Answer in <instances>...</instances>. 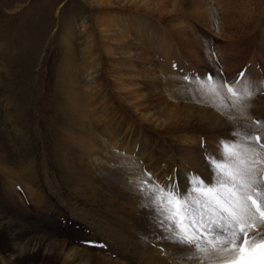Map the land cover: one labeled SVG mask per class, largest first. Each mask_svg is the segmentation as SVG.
<instances>
[{"label":"rangeland","instance_id":"1","mask_svg":"<svg viewBox=\"0 0 264 264\" xmlns=\"http://www.w3.org/2000/svg\"><path fill=\"white\" fill-rule=\"evenodd\" d=\"M186 1L193 3L196 0ZM198 1L204 8L206 7L207 22L187 14L188 11L176 15L195 39L193 43L188 44L190 46L194 42L199 44V55L207 58L209 62L205 65L193 60L194 57L188 50L189 45L185 47L187 43H183L187 37H180L173 32L169 16L144 10H131L133 12L130 13L129 10L121 12L118 10L117 13L115 10V13L111 14L113 17L114 15L117 17L118 13L127 16L125 24L130 28L127 27L130 31L128 34L140 44V49L137 50L147 51L151 57V60H146L139 66L149 70L148 66L153 65L162 79L160 83L155 84L151 80L154 73H150V77L145 80L125 81L130 85H140L144 89L157 85L164 91L167 89L164 93L171 95L174 103L200 106L216 112L218 110L222 117H229L228 112L233 113L235 110L230 116L236 118L235 123L238 127L235 131L216 129L210 132L206 123L202 124L192 118L188 120L185 129L176 128L185 130L183 132L177 130L181 133L170 132L168 128L156 125L147 126L138 122L139 119L130 108L114 94L109 78L106 81L105 77H101L103 82H107V91L111 97L112 106L105 105L111 124L103 125L107 118L95 120L87 110L86 114L88 113L89 117L86 115V131L89 130L95 139L92 154L95 160L92 163L101 164L103 172L109 174L112 182L115 181L118 186L130 183L135 192H143L140 184L147 173H151L152 180L162 185L171 182L181 190L187 186L192 174H199L210 182L213 173L206 156L211 154L221 158V141L244 143L235 133H240L241 137L254 136L258 132L264 135V126L257 128L253 123L264 122V0ZM98 13L99 10L88 0H0V142H3L8 150L10 164L6 167H10L16 173H20V168H23L24 181L30 183L29 189L31 196L33 195L29 197L23 189L19 191L15 182H9L16 185L13 187L12 184L13 193L9 192L8 182L3 177L6 174L0 169V198H7L0 199V202H6L7 206L28 220L39 233L66 239L80 249H91L90 251L100 254L99 247H96V243L99 242V239L96 241L98 232L92 228V225L100 227L95 210L92 206L88 207L85 202L81 191L84 188L76 187L75 176L69 177L67 168L64 169L63 164L61 166L57 161L62 158L61 156L59 158L60 150L66 147L60 137L61 128L68 122L69 92L66 95L65 90L69 88L68 84H71L67 81L65 69L69 63L79 64L76 66L81 73L77 72L78 84L79 88H83L80 66L84 71L83 64L86 58L83 54L87 52L86 40L92 38L89 31L96 34L95 29L98 26L95 15ZM82 22L86 27L82 26ZM135 26H139L137 31L133 30ZM67 37L71 38V44ZM98 43L99 40H95L93 47L97 52ZM71 49L74 55L71 54L69 57ZM101 59L104 67L107 64L104 62V56ZM209 75L221 86L222 100L209 94L203 87V81ZM225 82L238 86L241 95L247 85L252 95L242 102H236L223 87ZM82 91L79 93L81 92L84 106L89 104V109H94L91 110L92 114L104 116L103 95L98 98L96 94L91 98ZM71 92L74 93V90ZM181 107V111L185 110L186 114L188 108L183 105ZM113 112L125 116L131 123L125 122ZM182 122L184 123L183 120ZM116 130L120 131L119 141L112 145ZM185 135L193 138L190 148L194 155L202 160L206 172H202L203 169L184 159L185 149L180 142L181 137ZM246 146L260 150L252 141H248ZM218 153L220 155H217ZM261 155L264 157V149ZM178 157L187 166L178 164L179 161L176 160ZM76 160L77 158L74 159ZM187 168L188 174L183 173ZM127 175L129 178L132 176L130 181ZM87 177L88 184L94 180L92 175ZM258 177L263 178V171L258 173ZM97 187H100V183L96 184L95 188ZM261 190L264 191L263 186ZM117 203L119 206L122 205L124 214H131L129 203L125 200H118ZM139 204L142 215L138 216V220L143 226L139 230L140 237H136L135 243L139 249L135 251L134 258L125 259L126 256L122 254L106 257L127 264H138L142 254L155 256L164 264L204 263L198 258H189L195 252L193 246L181 245L165 238L166 234L159 226L156 213L147 197L145 203ZM122 211L120 209V213ZM261 231L264 232V229ZM7 249L8 247L0 246V264H61V260L42 261L41 256L32 260L13 258L6 252ZM169 259H172L171 262Z\"/></svg>","mask_w":264,"mask_h":264},{"label":"bare ground","instance_id":"2","mask_svg":"<svg viewBox=\"0 0 264 264\" xmlns=\"http://www.w3.org/2000/svg\"><path fill=\"white\" fill-rule=\"evenodd\" d=\"M88 2L99 10V13L95 15L96 24L99 29H95L96 34H93V32L89 31L92 38L90 37L86 40L85 49H87V52L83 54V57L86 58V61L83 64L84 71L80 66V71L82 72L81 77H83L84 81V85H82L83 88H79L78 84L79 77L77 72L79 71L77 70L76 66L78 67L79 64L77 63V65L76 62L69 63L65 69L67 81L71 83L68 84L69 88L65 90L66 95L69 92L67 95L69 102L67 114L68 122L65 124V127L63 125V128H61L62 135L59 136L61 137V142L63 141L66 147H63L60 150L59 153L61 155H59V158L60 156L62 158L57 161L61 166L63 164L64 169H68H66V172H69V177L72 175L75 176L74 179L77 181L76 187L80 186L84 188L81 190L83 192L82 196L86 199L85 202L88 204V207L92 206V208L95 210V217L100 227L98 228V225H96L97 227L92 225V228L98 232V238L96 237V241L98 242L99 239V242L96 243V247H99V251L101 253L99 254L92 252L90 251L91 249H80L78 246L73 243L71 244L66 239L55 236L51 237L41 232L39 233L35 228H33L28 220L24 219L20 214L14 212L9 206H7L8 204L6 202H0V246L3 248L8 247L6 252L9 253L10 256H13V258L32 260L39 259L38 257L41 256L40 259L42 261L47 260L51 262L61 260V264H127L125 262L112 260L106 256L122 254L126 256L125 259L130 258L131 260V258H134L135 251L139 249V246L135 243L136 237H140L139 230L141 229V226H143L142 224H139L140 221L138 220V216L142 213L139 202L145 203V194L139 191L135 192L133 190V186L130 183H123V185L120 184L122 187L118 186L114 183L115 181L112 182L113 180H111L109 174L103 172L101 164L94 165L92 163V161L95 160V157H92L95 139L92 138L89 130L86 131V115L91 113L93 118L98 121H100L101 117H104V119L107 118V121H104L103 125L111 124L109 122V117L106 114L107 108L105 107L106 104H108V106L111 105V97L110 93L107 91V82H103L101 77H105V80L109 78L108 80L111 83V90H114V94L116 96L118 95L117 97L119 100L122 101L125 106L130 108L132 113L139 119H137L138 122L140 121V123L142 122L147 126L156 125L158 127L168 128V131L170 132L173 131L175 133H181L177 132V130L182 132L185 131L180 129H185V127L188 126V120L192 118L196 119L202 124L206 123L207 128H209L207 130L210 132H214L216 129L218 131L219 129L235 131L236 127H238L235 123L236 118L234 119V117H232L233 115L230 116L232 112H228L227 116L230 118L222 117L219 115L218 110L216 112V110L214 111L200 106L178 104V102L174 103L173 99L170 97L171 95L168 96L164 93L167 89L164 91L157 85L144 89L143 87H140V85H130L126 82L127 80H145L150 77V73H154L151 80L155 84L160 83L162 79L158 76L157 68H154L153 65L148 66L147 69L149 70L139 66V64L145 62L146 60H151V57H149L150 54L147 53V51L139 52V50H137L140 49V44L138 41L134 40L135 38L131 39L132 35L128 34V32H130V28L126 26L127 24H125L127 16L123 15L122 13H118L117 17H115V15L113 17L111 14H113V12L115 13V10L116 13L118 10L120 12L123 10H129V13L131 10H144L149 13L156 12L162 16H169V21L171 23L170 25L173 28V32H175L176 35H179L180 37H187V40H183V43H187L185 44V47H187L189 45L188 43H193L195 39L190 30H188V27L181 24V19H178L176 14H185V12L188 11L189 13L187 14H192L198 20L207 22L208 13L205 9L206 7L204 8L200 1L196 0L193 3H188L186 0H88ZM250 9L252 8L250 7ZM248 23H250V21ZM82 26L86 27L83 22ZM127 27L129 29H127ZM137 27L139 26H135L133 30L137 31ZM69 29L70 26L68 31H70ZM97 35L98 37H96ZM68 39L69 44H71V38L67 37V40ZM95 40H99V43L97 44L99 46L98 52L93 50ZM199 49V44H197V42H194L193 45L188 46V50L194 57L193 60L205 65L208 60L206 57V59H204V57L199 55ZM71 52L72 53H70L69 57L71 54L74 55V51L72 49ZM102 56H104V62L107 63L104 65V67H102ZM69 60L74 61L72 58H69ZM72 89L74 90V93L71 92ZM80 90H83L82 93L84 92L91 98L96 94L98 98L100 95H103L102 100L104 101V106L102 107H105L103 108L104 116L97 114L96 116L92 114L91 110L94 111V109H89V104L84 106L83 102L81 101V92L79 93ZM178 105L180 107L183 105V107L185 106L188 108V112L185 114V110L184 112L181 111ZM87 110L88 113L86 114ZM113 114L118 115L122 120H125V122H130L129 119L118 114V112H113ZM179 118H181L184 123L182 120H179ZM178 127L180 129H176ZM91 129H93V124H91ZM107 130L109 129L107 128ZM119 132V130H116V135L113 139L114 141L112 145H116L119 141ZM188 138L189 137L185 135L181 137L180 142V145L185 149L186 155L184 156V159H186L188 163L192 162L197 168L203 169L202 172H206L204 170L205 165H202V160L199 158V156L194 155L192 149L190 148L193 138ZM101 141L103 142V140ZM6 149V145H3V142H0V163L2 164L0 169L7 175H4L3 177H5L8 182L7 188L9 192L13 193V187L18 185L16 187L19 191L23 189L27 196L32 197L33 195L31 196V190L29 189L30 183H25L23 178V174L25 173V171L23 172V168H20V173H16L10 167H6L7 164H10L9 158L7 156L8 150ZM217 155H220V153ZM76 158L77 160L74 161ZM176 160L179 161L178 164L185 163L179 157ZM184 166L187 165L184 164ZM176 167L178 166L176 165ZM95 173L97 175H95ZM89 175H92L94 180L90 181L88 184L86 177ZM127 177L129 181L132 178V176L129 178V175H127ZM9 182H15L16 185L13 183L10 184ZM99 183L100 187L95 188L96 184ZM12 184L13 187L11 186ZM0 199L7 200V198L3 197ZM118 200H125L127 203H129L130 206L128 208L131 207V214H124L121 208L122 205H117L119 203H117ZM120 209L123 214L120 213ZM139 260L140 262L138 261V264H164L155 256L153 257L145 254H142ZM171 260L169 259L170 262ZM221 263L223 262L220 259H216L211 262V264ZM202 264H207V262Z\"/></svg>","mask_w":264,"mask_h":264},{"label":"snow or ice","instance_id":"3","mask_svg":"<svg viewBox=\"0 0 264 264\" xmlns=\"http://www.w3.org/2000/svg\"><path fill=\"white\" fill-rule=\"evenodd\" d=\"M203 87L222 100L221 86L211 75L203 81ZM224 87L236 102L252 95L247 85L242 95L234 84ZM253 123L257 128L264 126L262 121ZM235 135L244 143L221 141V158L207 154L213 173L210 182L192 174L181 190L171 182L162 185L147 173L140 187L165 238L195 248L189 258L207 264L215 259L223 264H264V178L258 177L264 171V157L256 148L246 146L252 141L264 149V135Z\"/></svg>","mask_w":264,"mask_h":264}]
</instances>
